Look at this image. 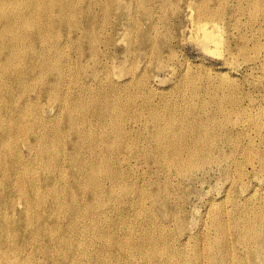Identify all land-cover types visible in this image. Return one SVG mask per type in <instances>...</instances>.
<instances>
[{
    "label": "bare ground",
    "instance_id": "6f19581e",
    "mask_svg": "<svg viewBox=\"0 0 264 264\" xmlns=\"http://www.w3.org/2000/svg\"><path fill=\"white\" fill-rule=\"evenodd\" d=\"M152 1L0 0V264H264V95L184 74L176 88L190 101L154 95V70H133L137 54L166 70L177 51L144 28L155 27ZM186 7L194 41L223 46L227 68L240 54L264 68V0ZM120 25L134 29L132 68L111 49ZM126 90L141 99L146 133L130 125ZM213 177L224 195L193 234L188 205Z\"/></svg>",
    "mask_w": 264,
    "mask_h": 264
},
{
    "label": "rangeland",
    "instance_id": "374dc122",
    "mask_svg": "<svg viewBox=\"0 0 264 264\" xmlns=\"http://www.w3.org/2000/svg\"><path fill=\"white\" fill-rule=\"evenodd\" d=\"M180 1V0H179ZM182 1V2H181ZM180 1V4H179V2H178V0L177 1H175V4H176V2H178V6H175V5H173V9L171 8V9H169V7H170V4L168 5V7L166 8V9H163L162 8V3H161V1L160 0H153L152 1V4H151V7H152V12H153V17H154V20H155V27H152V20H147L146 22L144 21V23L145 24H143V26H144V28L147 30V29H149L148 31L149 32H153L152 34L155 36V39L157 40V41H159L161 44L162 43H173L174 44V49H175V51H177V57H176V60L173 62V64H172V67H173V69H172V67H170L169 69H166V70H156V69H154V64H155V62H156V60H154V57L151 59V57H150V60H149V55H148V57L145 55H141L140 57H139V54H137V58H139V60H138V62L136 61V63L135 64H133V62H132V59H128V61L126 60L127 58H126V51L125 50H127V48H128V44H129V34H128V31H130L131 30V26H130V30H129V27L128 26H126V29H125V27L124 26H122V25H120V26H118L117 28V33H115V37H116V39H115V42H114V45L111 47V49H112V52H116V53H118V54H116L115 52H114V55L117 57V56H119V57H117L118 59V62L120 63L121 61H127V63L126 64H128V65H126V66H128L129 68H132L133 67V65H136L135 67H133V70H135L136 71V73L138 72V71H140V70H142L143 68H145L146 66H147V68H152V69H150V70H154V75H152L151 76V85H152V89L153 90H151L152 92H154V95L156 94V91H157V93H161V92H164V93H166V92H168V94L170 93V95H171V98L175 101V103H177V102H179V103H181V102H183L182 101V98L185 100V101H190V96L188 95V94H183V93H179V92H177L178 90H177V82H179V80H181V77H182V75H183V79H186V80H191V79H196V81L197 82H199V84H203V83H206V81L207 82H211V80H212V82L214 83V82H221L222 80H224V78L225 79H227V80H229V79H233L235 82H238L237 84H239V86L241 85V87L240 88H242V90L241 91H244V92H248L249 90V93H251L252 94V96H256L255 97V99L256 100H259L260 102H262V97L260 96L261 94H263L264 95V68L262 69L261 67H254V68H248V65H249V63H245V61H244V58H242V55L240 54V55H238V56H236L237 58H236V62L238 63H235V64H233V65H228V68H227V65H226V62L223 60V59H225V57H224V54H226V50H224L223 48V46H221L220 47V50L219 49H217L216 50V52L215 51H207L206 49H204L202 46H201V44L200 45H198L199 44V42H197L196 40V42L194 41V39L196 38L195 36H196V34H193V33H195L194 31H193V23L190 21L191 20V18H189V17H191V15L188 17V15L189 14H192L193 15V13H194V10L192 11L190 8H187L186 7V2H187V0H181ZM189 1V0H188ZM185 4V5H184ZM172 6V5H171ZM175 6V7H174ZM182 6L183 8H184V10H185V12H184V10L182 9V11H181V14H177V12H178V9L180 8V7ZM117 6H115V8H116ZM178 7V9H176ZM114 8V9H115ZM172 10L174 11V12H172ZM179 10H181V8L179 9ZM190 10L192 11V12H190ZM115 12V11H114ZM166 12H167V14L168 15H166ZM173 14V15H172ZM166 15V16H165ZM171 15V16H170ZM175 15V16H174ZM139 16V15H138ZM246 16V17H245ZM249 16L250 15H244V19L246 20H249L250 18H249ZM140 17V16H139ZM142 17V16H141ZM152 17V18H153ZM167 18V20H166V18ZM169 17V18H168ZM181 17V18H180ZM187 17V18H186ZM180 18V19H179ZM179 19V20H178ZM158 20V21H157ZM160 20V21H159ZM169 20V21H168ZM172 20V21H171ZM174 20V21H173ZM181 20V21H180ZM150 21V22H149ZM167 21V22H166ZM176 21H178V22H176ZM180 21V22H179ZM184 21V22H183ZM187 21V22H186ZM188 21H189V23H188ZM169 22V23H168ZM249 22V21H248ZM157 23V24H156ZM176 23V24H175ZM178 23H179V25H178ZM181 23V24H180ZM192 23V24H191ZM168 24V25H167ZM175 26H174V25ZM186 24L187 25V28H186V25L184 26V25ZM157 25V26H156ZM179 27H178V26ZM183 25V26H182ZM142 26V27H143ZM165 26V27H164ZM168 26H170V27H168ZM172 26V27H171ZM191 26V27H190ZM152 27V28H151ZM156 27H158L157 29H156ZM166 27H168V28H166ZM176 27V28H175ZM150 28H151V30H150ZM155 28V29H154ZM166 28V29H165ZM179 28H181L182 29V31L179 29ZM192 28V29H191ZM128 29V30H127ZM163 29V30H162ZM168 29V30H167ZM187 29V30H186ZM244 32H247L248 31V29H247V27H246V25L244 26ZM126 30H127V33H126ZM134 29H132L130 32H132ZM153 30V31H152ZM156 30V31H155ZM173 30H175V31H173ZM155 31V32H154ZM159 31H161V32H159ZM179 31V32H178ZM188 31L189 32H191V34L190 33H188ZM157 32V33H156ZM165 33V35H164V33ZM183 32V33H182ZM193 32V33H192ZM157 35H156V34ZM168 33H170L169 34V37H168ZM172 33V34H171ZM173 33H175L176 35H174ZM178 33H180V34H178ZM248 33H250L249 31H248ZM122 34V35H121ZM127 36V38L124 36ZM159 34V35H158ZM178 34V35H177ZM184 34V35H183ZM190 34V35H189ZM167 35V36H166ZM123 36V38H121ZM156 36H158V38L156 37ZM161 36H165L164 38L163 37H161ZM182 38H181V37ZM190 36H193V38L192 39H190L191 37ZM120 37V38H119ZM172 37H174V38H172ZM185 37V39H183ZM187 37H190V38H187ZM118 38V39H117ZM162 38V39H161ZM168 38L171 40V42L168 40ZM119 39L121 40V39H123L122 41H119ZM126 39V40H125ZM181 39V40H180ZM264 39V38H263ZM127 40H128V42H127ZM164 40V41H163ZM179 42H177V41ZM124 41V42H123ZM126 41V42H125ZM181 41V42H180ZM175 42V43H174ZM177 42V43H176ZM127 44V45H126ZM172 44V45H173ZM125 45H126V47H125ZM139 46H142L141 44H139L138 45V47ZM114 48V49H113ZM213 48H215V47H213ZM119 49H120V51H122V53L121 52H119ZM216 49V48H215ZM224 50V51H223ZM125 51V52H124ZM217 51H220V52H217ZM124 52V53H123ZM215 52V53H214ZM225 52V53H224ZM122 55H121V54ZM222 53V54H221ZM224 53V54H223ZM123 54H124V56H123ZM167 52L166 53H164V56H166L167 57ZM219 54V55H218ZM239 54V53H238ZM223 55V56H222ZM223 57V58H222ZM143 58H145V60L143 59ZM147 58V59H146ZM240 58V59H239ZM123 59V60H122ZM143 59V60H142ZM242 59H243V61H242ZM137 60V59H136ZM149 62H148V61ZM237 60H239V62L237 61ZM142 61L144 62V63H142ZM147 61V62H146ZM177 61V62H176ZM241 61V62H240ZM142 64H141V63ZM151 62V63H150ZM152 62H153V64H152ZM182 62H184V63H182ZM224 62V63H223ZM131 63V64H130ZM138 63V64H137ZM140 63V64H139ZM146 63V64H145ZM148 63H150V64H148ZM180 63V64H179ZM182 63V64H181ZM133 64V65H132ZM177 64V65H176ZM237 64V65H236ZM242 64H243V66H242ZM142 65V66H141ZM146 65V66H145ZM153 65V66H152ZM132 66V67H131ZM138 66H140V67H138ZM144 66V67H143ZM182 66V67H181ZM239 66V67H238ZM127 67V68H128ZM137 67H138V69H140V70H138L137 71ZM176 70H175V69ZM248 68V69H247ZM183 71H182V70ZM253 69H254V71H253ZM259 69H261V70H259ZM175 72H174V71ZM248 70V71H247ZM256 70V71H255ZM114 71H118V69H114ZM156 71V72H155ZM167 71V72H166ZM172 71V72H171ZM162 72V73H161ZM175 74H174V73ZM179 72V73H178ZM183 72V73H182ZM157 73V74H156ZM165 73V74H164ZM173 73V74H172ZM249 73V74H248ZM163 74V75H162ZM178 74V75H177ZM179 74L181 75V76H179ZM256 74V75H255ZM158 77H157V76ZM167 75H168V77H167ZM171 75V76H170ZM173 75H175V77H173ZM222 75H224V76H222ZM245 75H247V76H245ZM117 76H119V75H117ZM117 76L115 75L114 76V78H117ZM155 76V77H154ZM177 76V77H176ZM185 76V77H184ZM163 77V78H162ZM227 77V78H226ZM232 77V78H231ZM235 77H237V78H235ZM239 77V78H238ZM243 77H248V79L246 80V78H243ZM250 77V78H249ZM252 77V78H251ZM156 78H159V79H155ZM163 79V80H161V79ZM174 78H175V80H174ZM179 78V79H178ZM221 78H223V79H221ZM242 78H243V80H242ZM254 78V79H253ZM258 78V79H257ZM153 79H154V81H153ZM167 79V80H166ZM171 81H170V80ZM240 79H241V81H240ZM245 79V80H244ZM263 80V81H260V80ZM174 80V81H173ZM251 80V81H250ZM254 80V81H253ZM257 80L258 81H260V82H262V84L260 83V82H258V84H257ZM128 81V82H127ZM125 83H129V80H126L125 81ZM154 83V84H153ZM173 83H174V85H173ZM212 83V84H213ZM240 83H242V84H240ZM250 83H252V84H250ZM249 84V85H248ZM171 85V86H170ZM173 85V86H172ZM204 85V84H203ZM251 85H253V86H251ZM261 86L260 88L258 87V86ZM250 86V87H249ZM154 87H156V88H154ZM171 87V88H170ZM172 87H173V90H172ZM256 87V88H255ZM246 88V89H245ZM262 88V89H261ZM169 89H171V91H169ZM247 90V91H246ZM254 90V91H253ZM161 91V92H160ZM127 93H129V92H127V90H126V92H125V95H124V100H126V110H127V112H126V114L129 112L130 113V125L132 126V128L134 127V130H139V131H141V130H143L145 133H146V131H145V117H144V115H143V113L142 114H139L138 113V109L140 108V105H139V102H140V98L137 96V95H135V94H127ZM257 93H258V95H257ZM158 96H156L155 97V101L157 102V100H158V102H161L160 100H161V98L160 99H158L157 98ZM156 98H157V100H156ZM258 102V101H257ZM56 103H58L56 100H51V102H46L45 101V104L43 105V106H45V108L44 109H46L47 110V112H46V116H48V117H51V116H54L55 115V113H57L56 112V108H48V106L49 105H51V106H54V104H56ZM262 103H264V101L262 102ZM49 109V110H48ZM55 112H54V111ZM54 112V113H53ZM64 112V113H63ZM62 112V114H64V116L66 115V112H65V110ZM51 113V114H50ZM64 116H61V117H63L64 118ZM66 117V116H65ZM94 122H97L98 124H100V125H103L102 124V121L101 122H99V121H94ZM144 133V134H145ZM20 147L23 149V151H24V154H28L29 153V151H28V149H27V147H26V144H25V142L23 141V140H21V144H20ZM89 158H92L91 156H89ZM16 166H18V165H16ZM20 166V165H19ZM216 177H213L212 179H211V185H212V187L210 186V184L209 183H206V184H204V185H199V188H201V192L203 193L202 194V196L203 197H201V198H198V197H192V201L189 203V205H188V210L190 211V212H192V210H193V213H189L190 214V217H191V219H192V223H191V230L193 231V234H197V230H198V227L200 226V223H201V221H200V217L206 212V209H207V207H208V204L210 203V201H212V200H217V202L219 201V199H221V197L224 195V192H223V188L221 189V183H222V179L221 178H216ZM208 184V185H207ZM201 186V187H200ZM202 187H204V188H202ZM210 187L212 188L211 190H210ZM220 188V189H219ZM219 190V191H218ZM221 191V192H220ZM221 194V195H220ZM211 195V196H210ZM213 196V197H212ZM215 196V197H214ZM207 198H209V199H207ZM214 198V199H213ZM193 199H196V200H193ZM208 201V202H207ZM193 202V203H192ZM191 204V205H190ZM193 205H195V206H193ZM190 207H193L192 208V210H191V208ZM206 207V208H205ZM196 210H197V212H196ZM194 214V215H193ZM192 216H195V217H193L192 218ZM194 227V228H193ZM195 229V230H194ZM196 231V232H195ZM139 232V231H138ZM195 232V233H194ZM116 254H118L117 252H116Z\"/></svg>",
    "mask_w": 264,
    "mask_h": 264
}]
</instances>
